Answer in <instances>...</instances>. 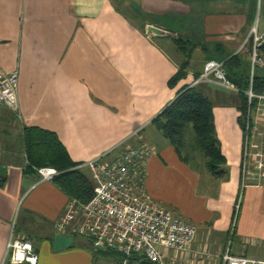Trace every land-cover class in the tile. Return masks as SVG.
Instances as JSON below:
<instances>
[{
	"label": "crops",
	"instance_id": "0c3cea01",
	"mask_svg": "<svg viewBox=\"0 0 264 264\" xmlns=\"http://www.w3.org/2000/svg\"><path fill=\"white\" fill-rule=\"evenodd\" d=\"M261 7L264 0H0V71L17 72L19 116L0 107V264H9V240L29 241L37 264H100L99 257L121 263L119 255L94 250L85 239L58 234L54 225L69 198L26 169L27 127L54 133L77 167L123 141L149 145L145 191L192 225L190 249L209 255L170 251L165 264H220L226 248L233 256L264 261V184L240 188V94L193 86L211 104L224 181L211 178L198 161L183 163L151 123L191 86L207 60L223 63L236 55L248 77V55L237 51L253 23L259 32L264 29ZM147 26L175 37H154ZM176 39L192 50L184 79L169 88L167 81L184 59L173 46ZM260 76L257 68L254 77ZM55 236L72 243L54 250Z\"/></svg>",
	"mask_w": 264,
	"mask_h": 264
},
{
	"label": "built area",
	"instance_id": "2783aa9c",
	"mask_svg": "<svg viewBox=\"0 0 264 264\" xmlns=\"http://www.w3.org/2000/svg\"><path fill=\"white\" fill-rule=\"evenodd\" d=\"M264 29L259 32L253 23L237 52L248 55V83L240 90L227 79L223 63L207 60L190 87L208 84L243 96L245 106L241 119L242 144L240 188L249 184H264V89L255 92L253 78L259 68L264 76ZM16 71H0V107L18 118ZM152 149L144 142L128 145L123 141L99 158L83 163L92 187V197L81 204L69 199L54 227L58 234L82 238L94 250L119 255L120 264L147 262L165 264L164 255L192 254L197 258L209 256L192 251L195 228L172 212L160 207L145 191L144 178L147 158ZM43 181H51L56 172L49 168L36 170ZM231 236V233H230ZM220 264H264V261L231 255L226 248L218 257ZM5 260L9 264H37V255L26 240H9Z\"/></svg>",
	"mask_w": 264,
	"mask_h": 264
},
{
	"label": "trees",
	"instance_id": "16d2710c",
	"mask_svg": "<svg viewBox=\"0 0 264 264\" xmlns=\"http://www.w3.org/2000/svg\"><path fill=\"white\" fill-rule=\"evenodd\" d=\"M172 43L184 59L176 73L167 81L169 88L175 87L180 80L184 79V71L188 63L187 56L192 50V48H185L181 39L173 40ZM242 66L243 62L236 55L223 62L225 73L230 78L237 79L238 86L241 85L240 90H244L248 83V77ZM253 88L255 92L264 89L263 75L253 78ZM244 106L245 100L240 95L239 113L243 112ZM151 123L163 139L173 147L183 163L190 164L198 161L211 178L216 181L226 180L227 171L224 168L225 161L214 132L211 104L195 88H183ZM238 123L241 125L240 117H238ZM22 143L27 170L36 172L42 168L52 169L56 175L51 182L69 199L81 204L90 200L92 187L87 176L76 168L78 163L69 159L54 133L37 127H27L22 130ZM141 264L149 263L142 261Z\"/></svg>",
	"mask_w": 264,
	"mask_h": 264
},
{
	"label": "water",
	"instance_id": "95a60500",
	"mask_svg": "<svg viewBox=\"0 0 264 264\" xmlns=\"http://www.w3.org/2000/svg\"><path fill=\"white\" fill-rule=\"evenodd\" d=\"M146 31L150 33L154 37H169L174 38L175 35L167 30L160 29L154 26H147ZM227 79L230 80L234 85L237 84V81L230 78L226 75ZM3 169L0 168V178L2 177ZM72 243V238L70 237H63V236H55L53 239V249L54 250H61L63 248H68Z\"/></svg>",
	"mask_w": 264,
	"mask_h": 264
},
{
	"label": "rangeland",
	"instance_id": "374dc122",
	"mask_svg": "<svg viewBox=\"0 0 264 264\" xmlns=\"http://www.w3.org/2000/svg\"><path fill=\"white\" fill-rule=\"evenodd\" d=\"M255 12H256V15L258 16L257 13H259V3L256 2V8H255ZM261 13H264V7H261V10H260ZM264 60V58H262ZM242 68L244 69V72H245V75H246V71H247V66H246V63H243V66ZM190 157V156H189ZM191 157H192V154H191ZM194 157V156H193ZM195 163V162H194ZM196 164V163H195ZM236 222H237V210L234 212V216H233V227H232V231H233V228H235V225H236ZM231 231V234L233 235V232ZM231 235V237H232ZM231 237L229 235V239H228V244H230L231 242ZM262 243H259V245H261ZM100 260H103L104 262H101L100 264H106V263H109L110 260L109 259H102V258H98Z\"/></svg>",
	"mask_w": 264,
	"mask_h": 264
}]
</instances>
